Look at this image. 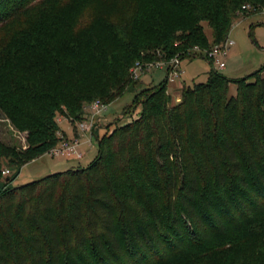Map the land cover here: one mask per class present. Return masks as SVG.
<instances>
[{
	"label": "trees",
	"instance_id": "trees-1",
	"mask_svg": "<svg viewBox=\"0 0 264 264\" xmlns=\"http://www.w3.org/2000/svg\"><path fill=\"white\" fill-rule=\"evenodd\" d=\"M264 0H0V111L28 146L0 139L20 170L59 142L62 116L134 93L133 121L99 136L88 167L14 187L0 179V264H264V66L219 73L206 51ZM204 23L212 29L210 41ZM205 83L173 103L169 78L137 65L192 58ZM237 87L231 95V85Z\"/></svg>",
	"mask_w": 264,
	"mask_h": 264
},
{
	"label": "rangeland",
	"instance_id": "rangeland-1",
	"mask_svg": "<svg viewBox=\"0 0 264 264\" xmlns=\"http://www.w3.org/2000/svg\"><path fill=\"white\" fill-rule=\"evenodd\" d=\"M203 25L209 40L212 41V29L207 23ZM228 41H234L235 45L227 50L223 56L222 60L225 61L226 67L217 68L216 70L219 73L231 79H242L261 69L264 66V15L259 13L246 17L242 15L237 18L230 32ZM202 54L203 51L201 50L195 51L192 58L183 60L180 65L177 66L176 71L185 72V74L179 78L169 77V71L166 68H157L147 72L139 71V88L154 87L160 85L169 78L168 86H170V92L175 94L176 82L181 84L182 87H193L195 84L205 83L208 80V73L212 70V65L205 56H200ZM236 91V85L232 84L231 95H236ZM133 100L134 93L127 92L119 100L108 105L107 111L97 116L94 129L99 128V125L103 127L102 130L101 127L98 129L101 130L99 136H102L106 132L110 133L116 126L127 124L139 116L142 110L141 106H138L136 110L131 109L127 114L125 113L126 109L133 103ZM174 104H177V101ZM89 105H87V107ZM85 113L86 116H83L82 121L85 119L86 121L89 120V116L94 114L93 110L89 107L86 108ZM59 119L60 130L69 139H75V127L73 122L62 116H59L58 120ZM27 135V133L17 130L10 120L0 111V139L3 142L18 148H25L28 146ZM89 135L91 136V133H89ZM86 137L87 136L82 133L81 139H79L82 143L80 151L84 155V158L80 161L72 160L69 162L63 158L56 159L49 154H45L39 159L25 165L18 175L16 170L10 167L6 161L3 169L10 170V174L8 176L3 175V177L0 178L1 182H5L9 176L14 177L17 175L12 183V186L17 187L40 180L53 173L64 172L71 169L75 164L83 168L88 167L97 157L99 147L98 139L95 135L92 136V141H90L91 137L89 140L86 139Z\"/></svg>",
	"mask_w": 264,
	"mask_h": 264
},
{
	"label": "built area",
	"instance_id": "built-area-1",
	"mask_svg": "<svg viewBox=\"0 0 264 264\" xmlns=\"http://www.w3.org/2000/svg\"><path fill=\"white\" fill-rule=\"evenodd\" d=\"M262 15H264V9L260 11ZM235 45L234 41H228L223 45L214 47L211 51H206L205 54L208 55L214 62L215 67L217 68H225L226 63L222 60L223 56L225 55L226 51L229 50L232 46ZM180 59H174L170 62H156L147 65L137 64L132 69V78L134 80H139L138 72H147L157 68H166L169 71V77L179 78L183 75V71H176L178 65H180ZM94 112L91 116H89V120L81 121L77 124V128L81 133H91V140L92 136H94V128H95V120L97 116L105 111L108 110V105L97 100L88 106ZM87 107V108H88ZM58 136L60 137V142L52 148L48 153L53 158L56 159H69V160H77L80 161L84 158V155L80 151L81 142L79 139H68L66 138L61 132H58ZM10 174V170H4L3 175L8 176Z\"/></svg>",
	"mask_w": 264,
	"mask_h": 264
},
{
	"label": "crops",
	"instance_id": "crops-1",
	"mask_svg": "<svg viewBox=\"0 0 264 264\" xmlns=\"http://www.w3.org/2000/svg\"><path fill=\"white\" fill-rule=\"evenodd\" d=\"M185 74V72L183 71V75ZM182 75V76H183ZM184 87V86H183ZM183 87L181 86V84H178V82H176V87H175V94L174 93H172V92H170L171 91V89H170V86H168V92H169V94L172 96V99H173V102L175 101H177V103H179L180 101H181V94H182V89H183ZM174 94V95H173ZM174 102V103H175ZM85 116H86V113H85ZM59 122H60V119L58 120ZM99 128H96L95 129V131H96V133L99 135V133H100V131L102 130V125H99L98 126ZM100 127H101V130H98V129H100ZM104 131V130H103ZM60 132L66 137V138H68L61 130H60ZM87 137H86V139H88L89 140V138L91 137L90 135H89V133H84ZM81 136H82V133H80L79 131H78V129L77 128H75V139H81ZM69 139V138H68ZM71 140H74V139H71ZM87 140V141H88ZM66 161H72V160H67L66 159ZM73 163H75V162H73ZM76 167H81L80 165H78V164H75V165H73V167L72 168H76Z\"/></svg>",
	"mask_w": 264,
	"mask_h": 264
}]
</instances>
